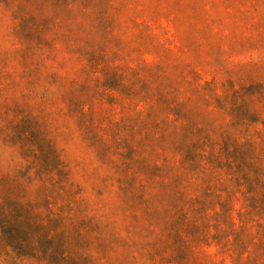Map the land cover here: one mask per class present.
Returning a JSON list of instances; mask_svg holds the SVG:
<instances>
[{
	"label": "rangeland",
	"instance_id": "obj_1",
	"mask_svg": "<svg viewBox=\"0 0 264 264\" xmlns=\"http://www.w3.org/2000/svg\"><path fill=\"white\" fill-rule=\"evenodd\" d=\"M27 1L39 4L38 11L27 10L37 19L32 37L17 33L19 22L0 5V198L6 186L28 203L40 196L39 176L19 159L10 131L12 124L31 122L56 150L80 199L108 225L90 232L69 221L74 230H87L79 252L85 247L95 259L85 258V264H168L132 259L125 251L132 244L120 239L134 236L124 230L126 216L114 209L121 193L117 172L126 171L130 158L117 142L128 131L117 125L149 112L166 118L163 104L139 99L143 85L184 104L190 116L202 108L196 91L210 98V89L220 93L228 82L236 90L264 85V0H77L70 10H57L58 16L51 12L56 0ZM103 46L119 60L118 73L136 97L103 87L107 69L97 54ZM210 110L217 111L214 102ZM135 135L143 146L145 133Z\"/></svg>",
	"mask_w": 264,
	"mask_h": 264
},
{
	"label": "trees",
	"instance_id": "obj_2",
	"mask_svg": "<svg viewBox=\"0 0 264 264\" xmlns=\"http://www.w3.org/2000/svg\"><path fill=\"white\" fill-rule=\"evenodd\" d=\"M73 2L77 4L71 0L68 6L65 0H56L51 12L58 16L57 10L64 6L68 11ZM0 5L19 22L16 32L32 37L37 19L27 10L38 11L39 4L0 0ZM49 20L58 23L51 13ZM97 25L94 22L90 28ZM103 48L106 51L97 50L107 69L103 87L136 97L118 73L119 60ZM227 84L220 93L210 89V98L196 91L202 104L197 116H190L184 104L167 101V96L143 85L139 99L163 104L166 118L156 119L149 112L135 123L117 125L128 131L117 142L130 158L126 171L117 172L121 193L115 194L114 209L126 216L124 230L134 236L120 237L132 244L125 249L132 259L139 255L148 262L168 264L227 260L264 264V85L236 90ZM30 123L12 124L10 131L17 139L19 159L28 164V172L38 174L42 188L32 204L18 189L5 187L6 196L0 198V262L85 264V258L93 262L94 255L85 247L79 252L87 230H74L69 221L86 225L90 232L108 225L100 222L94 206L80 199L56 150ZM137 131L145 133L143 146H138ZM205 248H213L214 254Z\"/></svg>",
	"mask_w": 264,
	"mask_h": 264
}]
</instances>
